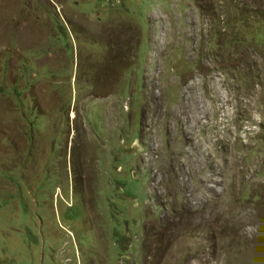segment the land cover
Returning <instances> with one entry per match:
<instances>
[{
    "label": "rangeland",
    "instance_id": "rangeland-1",
    "mask_svg": "<svg viewBox=\"0 0 264 264\" xmlns=\"http://www.w3.org/2000/svg\"><path fill=\"white\" fill-rule=\"evenodd\" d=\"M0 264H264V0H0Z\"/></svg>",
    "mask_w": 264,
    "mask_h": 264
}]
</instances>
